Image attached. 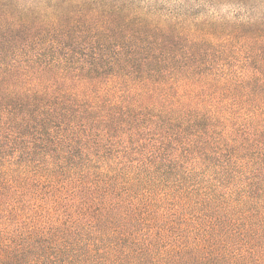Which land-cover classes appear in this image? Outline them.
Masks as SVG:
<instances>
[{
  "label": "trees",
  "instance_id": "1",
  "mask_svg": "<svg viewBox=\"0 0 264 264\" xmlns=\"http://www.w3.org/2000/svg\"><path fill=\"white\" fill-rule=\"evenodd\" d=\"M0 264H264V0H0Z\"/></svg>",
  "mask_w": 264,
  "mask_h": 264
}]
</instances>
